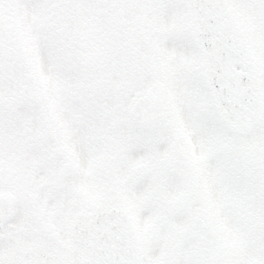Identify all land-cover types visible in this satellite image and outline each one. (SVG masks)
Segmentation results:
<instances>
[{
	"label": "snow or ice",
	"instance_id": "6c2138e0",
	"mask_svg": "<svg viewBox=\"0 0 264 264\" xmlns=\"http://www.w3.org/2000/svg\"><path fill=\"white\" fill-rule=\"evenodd\" d=\"M0 264H264V0H0Z\"/></svg>",
	"mask_w": 264,
	"mask_h": 264
}]
</instances>
